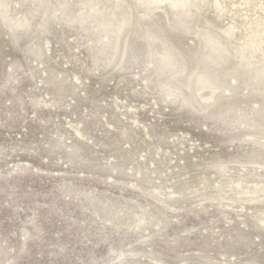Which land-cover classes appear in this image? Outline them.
<instances>
[{
	"label": "rangeland",
	"instance_id": "1",
	"mask_svg": "<svg viewBox=\"0 0 264 264\" xmlns=\"http://www.w3.org/2000/svg\"><path fill=\"white\" fill-rule=\"evenodd\" d=\"M117 1L0 0V264H264V203L238 194L264 187V94L221 75L203 111L164 95L156 72L171 46L184 83L204 36L225 44L233 26L230 72L264 11L205 0L181 22L177 0L150 18L124 0L132 26L112 58L91 12Z\"/></svg>",
	"mask_w": 264,
	"mask_h": 264
},
{
	"label": "bare ground",
	"instance_id": "2",
	"mask_svg": "<svg viewBox=\"0 0 264 264\" xmlns=\"http://www.w3.org/2000/svg\"><path fill=\"white\" fill-rule=\"evenodd\" d=\"M158 1L159 0H138L140 5L145 8L144 16L147 15L146 18H150V13H152ZM243 1L244 5H253L264 11V3L259 0ZM204 3L205 0L175 1L173 4L176 19L178 21L185 22L186 20L193 18L194 14L198 13L200 7H202ZM95 5L97 4H93L90 9L94 10ZM191 7L195 8V11H191ZM213 7L218 13L217 17H221L223 9L221 8L219 2L213 1ZM0 13L3 16L7 13L6 7L3 3H0ZM91 15L97 18L100 31H104L106 37L110 36L109 39L113 43L112 58L118 54L123 57L127 49V36L130 32L133 21L131 14L124 5V0H118L113 8H106L105 10L93 13L91 12ZM43 17H46L44 13ZM87 20H89V18ZM89 22L90 21L87 22L86 27ZM24 28L25 26L23 29ZM148 33L149 36L156 34L152 30ZM263 33L264 19H255L252 21L250 29L243 34V44H240L234 50V57H237V63L236 66L230 70V72L223 68L226 65V61L229 60L230 57L229 52L226 49V43H232V39L235 36V27L229 26L227 29L222 31L223 38L226 42L225 44L221 42L219 38H214L211 35H205L203 40H205L204 46L207 48L208 53L202 57L199 64L189 75H187L185 82L178 85L177 77L184 71L185 64L178 60L176 52L171 46H166L164 52L156 62V72L158 76L164 77L165 79L161 85L162 93L167 97H171L172 101H179L182 105L187 107L198 106L205 111L206 109H210L215 104L213 101L215 100L214 98L216 93L223 87V79L221 78V75L227 76L226 79L228 81L235 80L236 78H240V75H243L242 83L246 86L248 92L253 93L258 91L264 94V40L261 37ZM107 42L108 41L106 40V43ZM149 42L151 45L152 42ZM120 45L123 47L120 48ZM257 53H259L263 59L254 62L252 59L255 58L254 54L257 55ZM118 65H121V60ZM260 86L263 88H260ZM237 87L238 86H235L233 89L235 90ZM204 88H210L211 92L207 96L203 97L202 101L199 102L197 99V92ZM254 143L257 144L256 141ZM219 188L220 186H218V189ZM238 194L247 196L243 199V201L247 204L264 203V187L256 186V188L251 189L243 188L238 191ZM261 206L264 207V204ZM260 208L261 222L262 225H264V209Z\"/></svg>",
	"mask_w": 264,
	"mask_h": 264
}]
</instances>
